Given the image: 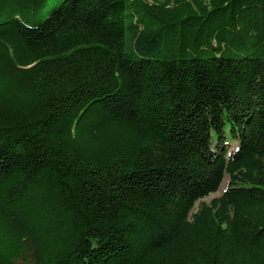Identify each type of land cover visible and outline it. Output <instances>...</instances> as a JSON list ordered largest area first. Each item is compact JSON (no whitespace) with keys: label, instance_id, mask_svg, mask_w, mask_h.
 Returning a JSON list of instances; mask_svg holds the SVG:
<instances>
[{"label":"trees","instance_id":"obj_1","mask_svg":"<svg viewBox=\"0 0 264 264\" xmlns=\"http://www.w3.org/2000/svg\"><path fill=\"white\" fill-rule=\"evenodd\" d=\"M0 264H264V0H0Z\"/></svg>","mask_w":264,"mask_h":264},{"label":"rangeland","instance_id":"obj_2","mask_svg":"<svg viewBox=\"0 0 264 264\" xmlns=\"http://www.w3.org/2000/svg\"><path fill=\"white\" fill-rule=\"evenodd\" d=\"M226 181H227V180L224 179L223 182H222V184H221V186H220V188H219V190H218V192L215 193V194H213V195H211L210 197H208V198L205 199L204 201H205V202H209L211 199H213V198L218 197L219 195H221V193H222V191H223V189H224V187H225Z\"/></svg>","mask_w":264,"mask_h":264}]
</instances>
